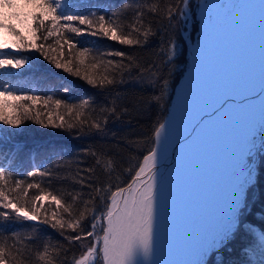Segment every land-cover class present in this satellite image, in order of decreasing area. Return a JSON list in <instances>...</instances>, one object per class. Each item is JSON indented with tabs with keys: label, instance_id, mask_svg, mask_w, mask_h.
<instances>
[{
	"label": "snow or ice",
	"instance_id": "snow-or-ice-1",
	"mask_svg": "<svg viewBox=\"0 0 264 264\" xmlns=\"http://www.w3.org/2000/svg\"><path fill=\"white\" fill-rule=\"evenodd\" d=\"M82 2L0 0V76L13 75L31 67L29 56L14 53L35 52L55 69L85 81L92 88L101 91L110 89L124 82V72H130L132 67L124 60L132 58L120 50L101 51L93 55L90 48L78 47L77 37L88 35L121 46H140L147 42L149 35L154 34L149 27L142 33L143 42L139 38L146 16L156 18L161 24L167 21L168 26L172 27L173 22H186L191 10V0H169L163 7L150 0H122L121 8L112 12L103 5H92L86 11H81ZM199 7L207 8V4H200ZM129 10L132 22L122 26L118 20L122 13ZM133 33L137 34V38H133ZM8 36L14 39L9 42ZM168 52L171 53L170 62L176 55L175 43L170 42ZM200 52L201 48L197 47L194 63L198 64ZM147 71L155 77L159 69L150 65ZM160 81L163 95L167 81L163 77H160ZM13 88L11 83L0 82V137L11 136L10 129H19L28 120H34L44 127L80 132L84 129L100 132L107 123V116L103 121L89 120L86 115L92 103L89 98H83L79 103H69L65 99H54L51 95L17 94ZM63 91L67 93L69 88L65 87ZM9 100L13 103L10 104ZM99 110L113 116L117 112L115 107L101 106ZM167 129L168 117L164 122H157L153 132L154 146L142 156L134 175L124 186L110 183L119 165H103L96 152L85 150V154L96 158L94 166L80 168L71 177V190L67 191V198L47 190L42 182L34 179L32 182L13 179L11 165L6 167L0 162V227L10 220L31 221L49 226L69 245L79 242L82 251L78 256L73 254L71 257L68 255L70 247L60 245L52 247L50 251L49 245L45 244L43 251L36 253L41 264H56L57 260L60 264H154L160 156ZM259 151L264 153V145ZM18 154L19 150L9 149L7 153L0 150V156L13 162ZM256 156L251 151L246 154L243 193L232 204L227 223L216 231L211 247L203 252L199 264H210L211 255L228 244L237 233L243 232L255 242L250 247L249 255L255 254L257 247H264V230L257 231L253 222H248L251 215L250 193L259 181H264V164H257ZM59 167L35 168L27 171L26 176L47 178L49 185L53 179L67 182L68 176H60L58 172L54 175V170ZM96 168H101V174L108 179V188L102 186L95 175ZM29 190H35L38 194L29 198ZM260 227L264 229V221L260 222ZM15 235L13 233L9 237L0 234V264H28L23 249H17L15 255L11 253L7 241L15 238ZM246 264L253 262L248 259Z\"/></svg>",
	"mask_w": 264,
	"mask_h": 264
},
{
	"label": "trees",
	"instance_id": "trees-1",
	"mask_svg": "<svg viewBox=\"0 0 264 264\" xmlns=\"http://www.w3.org/2000/svg\"><path fill=\"white\" fill-rule=\"evenodd\" d=\"M200 1L191 0L189 19L186 22H173L172 27L168 26L167 21L161 24L156 18L146 16L139 38L143 42L142 33L149 27L154 34L149 35L147 42L140 46H121L118 43L88 35L77 37L78 47L90 48L93 55L101 51L120 50L132 58L124 60L125 64L132 65L130 72H124V82L103 91L92 88L85 81L74 78L62 70L55 69L35 52L14 53L27 55L32 61L28 69H22L13 75L0 76V82L13 84V90L17 94L26 92L42 96L51 95L54 99H65L69 103H79L81 99L89 98L92 102L89 113H86L89 120L103 121L105 116L108 119L103 126V131L100 132L94 129H84L80 132L44 127L35 123L34 120L26 121L19 129H10L11 136L0 137V150L5 153L9 149L19 150V154L15 162L4 156H0V162H3L6 167L11 165L13 179L21 178L26 182H32L34 179L42 182L47 190L67 198L66 193L71 190V177L75 176L80 168L94 166L96 158L85 154L87 150L89 153L96 152L103 165L113 163L119 165L110 182L113 186L117 184L124 186L129 182L142 156L151 149L154 128L158 121L162 122L164 119L175 87L184 75L190 54L189 43L184 33L189 30L187 23L191 22L189 23L191 26L188 32L189 40L194 41L199 36L196 10ZM150 2L160 3L163 7L169 0H162V3L161 0H150ZM92 5H103L112 12L121 8L122 0H83L80 10L86 11ZM149 20L152 21L151 24L148 23ZM131 22V10L122 13L118 20L122 26L130 25ZM133 38H137L136 33H133ZM7 39L11 42L14 37L8 36ZM170 42L176 45V55L169 62ZM150 65H155L159 69L155 77L147 71ZM160 77L167 81V89L163 95H161ZM65 87L69 88V92L63 91ZM157 97L161 98L157 99ZM9 103L13 101L9 100ZM101 106L117 108L116 115L101 113L99 110ZM255 154L257 155L256 163L264 164V153L258 151ZM54 165L60 166L54 170V175L58 172L60 176H68L67 182L53 179L49 185L47 178L26 176L27 171L35 168L47 169ZM101 171V168H96L95 175L99 177L102 186L108 188L109 181L101 174ZM37 194L35 190H29V198ZM249 205L251 215L248 222H253L257 231L264 230L260 227V222L264 221V181H259L251 191ZM13 233L16 234L15 238L7 241L11 253L15 255L17 249H23L28 264H41L36 253L43 251L45 244L49 245L50 251L55 246L70 247L69 257L73 254L78 256L82 251L79 242L69 245L55 230L36 222H16L15 220L3 222L0 234L11 237ZM254 245L255 242L250 240L247 234L237 233L228 244L211 255L210 264H246L248 259H251L253 264H262L264 247H257L255 254L249 255L250 247ZM56 264H60L59 260Z\"/></svg>",
	"mask_w": 264,
	"mask_h": 264
},
{
	"label": "bare ground",
	"instance_id": "bare-ground-1",
	"mask_svg": "<svg viewBox=\"0 0 264 264\" xmlns=\"http://www.w3.org/2000/svg\"><path fill=\"white\" fill-rule=\"evenodd\" d=\"M237 6L229 14L216 9L212 23L204 25L194 48H201L199 62L193 55L162 120L168 117L154 264H199L211 243L210 227L232 206L239 177L231 174L240 155L230 144L247 140L249 129L238 137L229 133L251 108L246 96L264 95V0H240Z\"/></svg>",
	"mask_w": 264,
	"mask_h": 264
},
{
	"label": "rangeland",
	"instance_id": "rangeland-1",
	"mask_svg": "<svg viewBox=\"0 0 264 264\" xmlns=\"http://www.w3.org/2000/svg\"><path fill=\"white\" fill-rule=\"evenodd\" d=\"M239 1L240 0H201L199 2L197 6V10H196V18L198 22L197 29H199L198 30L199 36L196 39H194V41L189 40L188 32L191 29V26L189 23L191 22L187 23V28L189 30L184 33L186 40H188L189 49H190L189 50L190 54H189V59H188L189 62L186 65L185 70L188 67L189 63L191 62L190 60L192 59L194 55V52H195L194 48L196 47L198 41L200 40L202 31L204 30L203 29L204 25L206 23H209V24L212 23L214 19L213 17H214L215 10L217 9L219 13L223 12L224 14H229L233 10H235L236 7H238L237 5ZM200 4H207V8H200L199 7ZM209 17H211L210 20H209ZM187 19H189V14H188ZM185 70H184V74H185ZM246 127H248L249 129L247 140L243 141L240 138H236L234 141H231V144H230L232 150L233 151L238 150L239 155H240V158L238 159L239 168L236 169V171H233L231 174V177H234V178H236V176L239 177V183L234 189V195H233L234 197L232 200V204L238 197L242 195L243 186L246 184V177L243 173V166L245 163L246 154L249 151L255 154L261 149V146L264 145V100L261 101V103H259L258 105L251 107L247 111V113H245L242 117H240L237 124L233 126L232 129L230 130L229 134L234 135L235 137H238L241 135V130ZM253 137H255L254 140H253ZM228 196H230L229 193L227 194V198ZM229 211L224 213L219 218L215 219L216 220L215 225H213V227H210V231H212L211 239H210L211 243L208 245L207 248H205V250H203V252H205L208 248L211 247L212 239L216 231L227 223ZM201 259H202V256L200 260Z\"/></svg>",
	"mask_w": 264,
	"mask_h": 264
},
{
	"label": "water",
	"instance_id": "water-1",
	"mask_svg": "<svg viewBox=\"0 0 264 264\" xmlns=\"http://www.w3.org/2000/svg\"><path fill=\"white\" fill-rule=\"evenodd\" d=\"M263 76H264V74H263ZM263 94V93H262ZM248 95V94H247ZM253 95H250V96H246V98L248 97V100H250L249 101V106L250 107H253V106H255V105H257V104H259V103H261V101H262V99L264 98V95L262 96H260L259 98H254V97H252ZM252 99H254L253 101H251ZM202 117H203V119H202ZM206 119V116H205V114L204 115H202L200 118H199V120H198V124H197V128H195V133L198 131V129H199V127H200V123H201V121H203V120H205ZM190 135V134H189ZM188 135V136H189ZM187 138V137H186ZM188 139V138H187Z\"/></svg>",
	"mask_w": 264,
	"mask_h": 264
}]
</instances>
